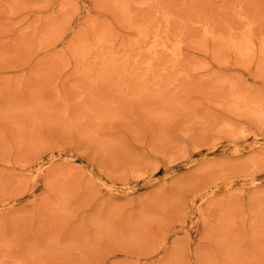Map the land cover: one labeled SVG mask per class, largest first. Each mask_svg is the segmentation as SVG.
Returning a JSON list of instances; mask_svg holds the SVG:
<instances>
[{
  "label": "rangeland",
  "instance_id": "374dc122",
  "mask_svg": "<svg viewBox=\"0 0 264 264\" xmlns=\"http://www.w3.org/2000/svg\"><path fill=\"white\" fill-rule=\"evenodd\" d=\"M0 264H264V0H0Z\"/></svg>",
  "mask_w": 264,
  "mask_h": 264
}]
</instances>
